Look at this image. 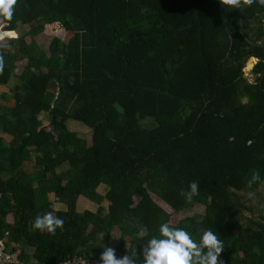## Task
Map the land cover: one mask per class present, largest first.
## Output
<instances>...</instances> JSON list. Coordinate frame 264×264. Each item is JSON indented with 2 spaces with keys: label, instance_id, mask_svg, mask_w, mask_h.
<instances>
[{
  "label": "trees",
  "instance_id": "obj_1",
  "mask_svg": "<svg viewBox=\"0 0 264 264\" xmlns=\"http://www.w3.org/2000/svg\"><path fill=\"white\" fill-rule=\"evenodd\" d=\"M54 24L73 36L45 48L36 38ZM21 27L0 45V85H14V105L0 104V240L16 264H96L117 228V258L137 250L143 264V246L171 221L154 196L174 213L204 206L171 225L197 242L212 230L223 264H264V222L240 220L244 196L264 184L248 187L253 170L264 178V7L17 0L4 30ZM70 121L91 130V144ZM88 200L95 212L78 207ZM49 211L63 228L32 230Z\"/></svg>",
  "mask_w": 264,
  "mask_h": 264
},
{
  "label": "clouds",
  "instance_id": "obj_2",
  "mask_svg": "<svg viewBox=\"0 0 264 264\" xmlns=\"http://www.w3.org/2000/svg\"><path fill=\"white\" fill-rule=\"evenodd\" d=\"M219 3L232 9L251 7L257 3L264 7V0H219ZM15 5H17V0H0V40L11 32L6 30L5 32L4 29L10 26ZM4 68L5 60L3 55H0V74L4 72ZM257 182L264 183V178L261 177L259 170H253L248 187L251 188ZM189 189L182 190L181 195L191 202L193 197L199 194V184L195 181L190 182ZM52 207L55 210L56 205ZM63 226L64 221L56 217L53 211L37 215L31 223L32 230L46 231L52 235H55L57 229H62ZM138 236L143 239L144 231L141 230ZM224 247L223 241L212 230H204L197 242L192 238L191 233L183 228L172 226L169 221L160 225L159 235L148 240L142 248L141 255L143 264H223L220 257ZM99 259L101 264H140L137 250L117 258L115 249L107 246L104 247Z\"/></svg>",
  "mask_w": 264,
  "mask_h": 264
},
{
  "label": "rangeland",
  "instance_id": "obj_3",
  "mask_svg": "<svg viewBox=\"0 0 264 264\" xmlns=\"http://www.w3.org/2000/svg\"><path fill=\"white\" fill-rule=\"evenodd\" d=\"M27 30H29V27H21V28H19L17 30L15 36H12L11 34H8L2 40H0V45L5 44L7 42V40L10 39V38H17L18 36H20L21 34H23ZM72 36H73V34L66 33L60 25L54 24V25H47L45 27V31L36 38V41L39 44H42L45 48H47L54 37H60L64 41L68 42ZM27 41L30 42V38H27ZM250 62H251V60L247 63V66H246L244 72H245L246 78H248L252 82L254 80V75L252 73V69H253L255 64H252V66L249 67L248 65H249ZM15 63L17 64V68H18L17 71H16V74H21L25 62H21V61L17 62V61H15ZM12 81H13V79H11V81L9 82L8 85H0V104L1 105H5V106L7 105V106H10V107H12L14 105V100L11 97L12 94H13L12 90H13V86H14ZM3 94H7L9 96V100L6 101ZM68 127H69L70 130L78 133L79 136L86 138L88 140L89 144H91V130L88 127L84 126L82 123L77 122V121H70L68 123ZM4 135H5V138L7 140H11L10 136H7L6 134H4ZM98 190L102 194H105V192H106V188L103 185L100 186ZM134 200H135V204H137L138 201H139V198L135 197ZM154 200L168 214H171V223H173L175 225L178 224V223H181V221L185 217L193 216L194 214L204 215V213H205V207L202 206V205H196L194 207V209L190 210L189 212L174 213L172 209H170L166 204H164L156 196H154ZM243 201H244L245 205L247 207H249V209H246L243 212V215L240 218L241 225L243 227L246 226L248 218H253L256 221L264 222L262 220V217H264V184L260 187V189L258 191L253 192L252 195H249V194L246 193V195L244 196V200ZM95 205H96L95 203L89 201V202H85L83 204L81 203L80 205H78V207L81 210H92L93 212H95L97 210V206H95ZM104 206L106 208H108L109 203L105 202ZM262 210H263V212H262ZM9 220L12 222L13 221V217L10 216ZM129 239L130 238L128 237L126 239V241H129ZM120 241H121V232L117 228L112 233V237H111L110 241L107 243V245L112 247V248H114L116 245H118L120 243ZM105 244H106V242H105ZM128 246H129V244L126 245L127 248H128ZM239 256L242 257L243 254L239 253Z\"/></svg>",
  "mask_w": 264,
  "mask_h": 264
},
{
  "label": "built area",
  "instance_id": "obj_4",
  "mask_svg": "<svg viewBox=\"0 0 264 264\" xmlns=\"http://www.w3.org/2000/svg\"><path fill=\"white\" fill-rule=\"evenodd\" d=\"M17 255L12 254L8 251L5 241L0 240V264H16ZM96 264H101V262H96Z\"/></svg>",
  "mask_w": 264,
  "mask_h": 264
},
{
  "label": "water",
  "instance_id": "obj_5",
  "mask_svg": "<svg viewBox=\"0 0 264 264\" xmlns=\"http://www.w3.org/2000/svg\"><path fill=\"white\" fill-rule=\"evenodd\" d=\"M251 60H256V62H257V59H255V58H252ZM256 62H255V63H256Z\"/></svg>",
  "mask_w": 264,
  "mask_h": 264
},
{
  "label": "crops",
  "instance_id": "obj_6",
  "mask_svg": "<svg viewBox=\"0 0 264 264\" xmlns=\"http://www.w3.org/2000/svg\"><path fill=\"white\" fill-rule=\"evenodd\" d=\"M9 219H10V217H9ZM9 222H10V223H13V221L11 222L10 220H9Z\"/></svg>",
  "mask_w": 264,
  "mask_h": 264
}]
</instances>
